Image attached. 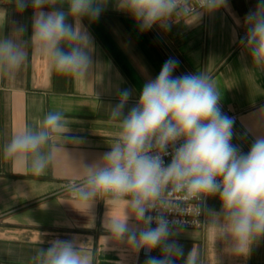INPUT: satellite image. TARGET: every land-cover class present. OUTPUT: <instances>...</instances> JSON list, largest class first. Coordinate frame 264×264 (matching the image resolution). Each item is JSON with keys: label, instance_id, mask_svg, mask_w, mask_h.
<instances>
[{"label": "crops", "instance_id": "0c3cea01", "mask_svg": "<svg viewBox=\"0 0 264 264\" xmlns=\"http://www.w3.org/2000/svg\"><path fill=\"white\" fill-rule=\"evenodd\" d=\"M259 3L224 0L216 10L202 11L194 23L173 18L167 29L156 25L160 37L153 28L142 31L131 15L118 10V0H106L97 19L82 20L90 36L91 64L81 78L55 71L51 61L33 49L30 5L19 12L15 0H0V38L14 36L23 26L20 39L29 52L14 79L0 75V264H42L41 250L55 240L74 241L92 264H145L149 257L163 258L160 247L136 248L128 234L112 236L107 225L129 212L125 205L109 204V196L98 195L87 207H77L70 186H79L87 168L111 150L119 126L110 111L123 90L131 92L123 108L127 115L144 84L159 75L166 61L177 62L173 77L188 74L169 47L191 74L206 73L214 80L221 111L250 147L264 138V71L253 67L242 43L248 30L245 17ZM43 10L67 12L68 5L58 0ZM68 22L73 23L71 17ZM54 111L67 123L42 149L49 157L43 175L32 173L30 161L5 158L4 148L13 135L24 128L39 129L43 117ZM233 137L239 152L247 154ZM221 208L218 195L208 196L204 226H170L174 234L168 242L183 251L173 258L174 264H184L192 249L200 253L201 264H264V235L255 238L246 253H236L230 237L221 236L213 224L211 212ZM128 224L137 235L144 227L134 215Z\"/></svg>", "mask_w": 264, "mask_h": 264}, {"label": "clouds", "instance_id": "9594fccd", "mask_svg": "<svg viewBox=\"0 0 264 264\" xmlns=\"http://www.w3.org/2000/svg\"><path fill=\"white\" fill-rule=\"evenodd\" d=\"M63 2V0H60ZM58 0H15L23 12L29 5L34 10L31 44L35 51L48 58L55 71L83 77L91 64L90 36L82 28V20L99 17L106 0H66L68 10L44 11ZM224 0H118V10L134 19L142 31L154 25L169 28L173 18L194 23L202 11L219 8ZM68 17L73 23L68 22ZM245 21L248 25L242 40L253 67L264 71V0ZM26 29L21 26L15 35L0 38V75L14 79L29 52L20 39ZM177 67L169 59L159 75L146 82L139 100L127 115L123 108L131 92L123 90L119 103L110 117L119 132L111 150L86 170L79 186L71 185L77 207H87L98 195L110 197L109 204H123L129 212L112 219L107 227L115 238L128 234L136 248L160 247L163 258L149 257L145 264H174L183 251L175 242H168L174 233L164 211L183 203L201 201L218 195L219 212H211L213 224L221 236L230 237L233 251L246 253L252 241L264 235V138L257 139L247 154L231 144L232 121L221 114L220 93L214 80L206 73L173 77ZM65 117L58 111L49 112L39 129L24 128L4 148L5 158L14 162L30 161L33 174L43 175L49 157L42 149L53 134L62 133ZM182 141L178 147L176 144ZM169 147L173 152L169 153ZM171 154L165 165L163 157ZM157 210L153 216L148 213ZM199 212V207L194 209ZM143 222L134 231L128 220ZM155 222L156 226L151 227ZM42 264H92L72 240H55L41 250ZM184 264H201L200 253L192 249Z\"/></svg>", "mask_w": 264, "mask_h": 264}, {"label": "built area", "instance_id": "2783aa9c", "mask_svg": "<svg viewBox=\"0 0 264 264\" xmlns=\"http://www.w3.org/2000/svg\"><path fill=\"white\" fill-rule=\"evenodd\" d=\"M154 27H156V25H154ZM233 135L235 136L234 133H233ZM180 143H182V141H178L176 144V147H178ZM231 144L235 146L234 137L231 140ZM168 152L172 153L173 148L169 147ZM163 159H164L165 165H167L171 161V154L165 155L163 157ZM207 197H204L201 201L193 200V201H190L187 203H183L175 209L164 211L163 214L165 215V217L170 222H173L170 224V226L202 227L206 223L205 203H206ZM196 207H199V209H200L199 212L194 210ZM148 214L155 216L158 214V212H157V210H153V211L149 212ZM152 224L156 225L155 222H153Z\"/></svg>", "mask_w": 264, "mask_h": 264}, {"label": "water", "instance_id": "95a60500", "mask_svg": "<svg viewBox=\"0 0 264 264\" xmlns=\"http://www.w3.org/2000/svg\"><path fill=\"white\" fill-rule=\"evenodd\" d=\"M152 28L161 37V35H160L159 31L157 30V28L154 27V26ZM169 49L174 54V56L179 61V63L183 66V68L187 71V73L188 74H191V72L186 68V66L183 64V62L180 60V58L173 52V50L170 47H169ZM221 114L224 115V116H226L222 111H221ZM232 131L234 132V134L236 135V137L244 144V146L248 149V151H250L251 147L248 145V143L245 141V139L241 136V134L236 129V127L233 125V123H232Z\"/></svg>", "mask_w": 264, "mask_h": 264}]
</instances>
